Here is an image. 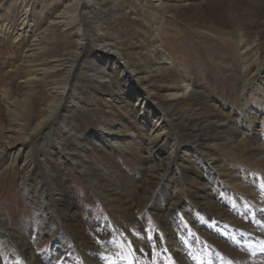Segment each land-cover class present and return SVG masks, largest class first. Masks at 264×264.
Segmentation results:
<instances>
[{"label":"rangeland","instance_id":"obj_1","mask_svg":"<svg viewBox=\"0 0 264 264\" xmlns=\"http://www.w3.org/2000/svg\"><path fill=\"white\" fill-rule=\"evenodd\" d=\"M18 1L22 2L21 8H19V2L17 1L0 0V5L5 7L4 13L2 14L1 11L0 15V28L2 26L5 30L23 28L21 10H29V12L33 10V21L37 24L35 32L39 33L46 27V23L54 16L53 14L58 10H62L67 2V0ZM118 2L120 5L116 10L119 14L113 15L114 10L111 8L113 0H102L99 3L100 7L90 9L82 20L91 21L92 17L99 15L98 19L103 21L101 24V28L104 30L103 38L113 43H116V37L122 38L128 51L136 53L138 63L140 62L143 66L148 64L150 66H153V64L162 65L169 68L170 73L173 75H178L184 78L185 81L192 82L194 87L193 91L187 96L179 95L176 98H171L172 93H180V90L186 84L181 82L171 84L163 81L153 83L151 81V84H149L145 82H148V79L140 81L147 90L159 94V97H155L158 103L163 108L172 109L170 116H175L176 130L174 132L162 130L160 143L151 146L150 136L152 131L149 130V127L152 128L159 122L156 124V116L152 112L142 110L138 97L132 95V90L137 88L138 81H132L130 77H127L121 70L122 65L119 62H116V65L115 63L110 65L105 72L103 71L105 78H101V80L98 78L97 71L92 72L93 67L91 65L89 67L84 66L85 70L88 69L87 72L93 77V83L100 85L103 82H109V86L108 88L94 87L93 84L88 83L85 86L86 88H80L79 93L83 95L82 100H84V103L72 114L74 120H70L69 115H66L65 119L63 118L65 126L62 125V122L57 125L56 128H60V130L55 131V134L63 137L68 142L71 141L73 135L66 130V126H68L67 118L74 130L73 134L75 135L77 132L83 134V137L78 140V152L73 155L81 160V153L88 151L90 162L98 170L97 179L104 182L102 186L103 194L100 191L96 193L91 182H89L88 175L73 168L65 157L62 158L57 155L54 157L56 158L55 163H52L56 169L54 175L55 185L67 192L70 202L73 203L74 215L79 223L76 230L84 235L85 239L83 241L94 242L101 247L106 246L111 240L110 242L116 241V243H108L107 245L119 248L120 241L117 236L122 232V234H129L127 230L130 231L131 236L139 238L140 236H150L149 232H159L160 227H183L188 232L186 238L187 241L189 240L187 242L189 247L193 246L191 241L195 238L200 239L203 244L206 243L204 244L206 251H197V254L203 255L204 261L209 260L210 264H223L220 259H225L227 264L253 263L250 259V253L246 249H243L244 251H241L242 255H239L220 247L218 248L220 254L215 255L211 248H217V244L205 240L202 235L196 232L193 226L195 220L190 215H193L191 212L196 210L194 209L196 202L193 199H202L204 204L212 206L216 205L217 202L220 209L214 206L216 208L215 218L212 217L214 227H227L228 229L230 227V230L238 235L241 233V235L250 236L249 232L259 233L260 236H255L257 239L255 241L256 245L258 240L264 239V165L256 163L248 157L245 150V147H247L250 148L251 153H254L257 145L262 146L264 144V0H161L159 2L157 0H142V3L137 0H132V2L131 0H118ZM158 3H161V5ZM86 26L90 32H95V27L87 23ZM166 27L169 29L170 36H174L180 41L179 45L176 42L172 43L171 54L177 57V63L187 62L189 68L187 74H182L180 70L169 63V60L165 61L163 56L164 59L153 58L157 51L164 53L165 49L168 50L166 43H162L161 47L159 46L156 50L153 45L155 41L150 40L153 30L159 28L161 31ZM219 31L226 32L228 36L229 34L243 35L249 44V47H246L248 53L242 57L235 49L228 47L224 40L223 42L215 40L214 34ZM19 32L23 37L20 42H14V39L8 35H0V144L5 135L15 131L11 124V118L6 111L4 93L7 92V98L10 100L15 101L18 98L16 101L28 104H31V99H33L36 112L43 106L46 95L48 96L44 89L32 94L25 92L21 87L20 83L22 78L26 76V72H24L26 69L19 66L24 60L23 48L27 47L29 42L31 44V38L29 37L32 34H30L31 31L28 28ZM60 33L61 31L58 32V34ZM211 34L212 37L210 38ZM144 36H149V39L140 42L143 41ZM71 41L75 44L74 38H71ZM59 44L63 45L61 42ZM68 46L67 49H69ZM250 51L253 52L250 53ZM145 56H150V60L146 64L143 61ZM243 59L247 60L249 64L250 76L248 81L251 88L249 93L241 95V73L244 70L241 62H243ZM163 62L165 63L161 64ZM202 69H204V73ZM17 74L19 76L16 77ZM108 76L110 77L108 78ZM89 90H92V93ZM78 95H75V100H79ZM91 97H94L93 103L97 105L96 107L91 105ZM70 103L67 105L68 107L74 103L77 105L75 101ZM213 103L232 113L234 118L241 119L239 124L242 130V138L246 140L247 144L241 145L244 148H241L242 151H237V155L233 157L228 155L231 149L229 132L224 128V125L216 123L219 118L216 117V112L209 108ZM135 115L144 120L148 125L147 130L145 126L143 128L135 126L133 123ZM251 116L259 118L255 122V127L250 126L249 117ZM103 122H108L107 128L112 127L118 132H123L127 137L126 145L130 149H125L121 146V143L117 144L112 139L111 143L100 141L95 132L103 131L100 125ZM76 128H79V130L76 131ZM175 133L183 137L182 141L185 142L184 153L180 154L183 161L178 163L184 164L182 167L183 180L188 196L182 198L179 209L167 219L160 215L158 208L169 203L167 198L174 197V190H170V187L173 180L179 179V175L175 169L170 171V168L168 169L170 171L168 177L162 176L160 172L162 167H167V164L170 163V156L176 147ZM44 136L40 143H53V134H49L47 138ZM86 136L94 137L95 141L91 140L92 145L87 144ZM195 138L199 141L197 142L199 149L202 148L207 151L205 155L201 154L199 149L192 150L186 145L190 139L195 140ZM231 140L235 144L242 142V140L239 141L240 138ZM99 143H102L101 147L98 146ZM217 143L221 145L222 150L208 148V146ZM28 144L27 146L33 149L34 145ZM95 146L99 149H96ZM71 147L73 150L72 145ZM187 149L191 150L187 152ZM187 159H190V162L183 163ZM83 161L88 162L84 158ZM211 161L217 163L219 169L217 167L209 168ZM22 163L19 159L18 167L15 168L10 167L8 164L0 165V205L2 211L7 215L6 219L8 218L6 225L16 230L18 235H28V241H34L38 239L36 236L40 234V227H44L46 224V212L41 208L34 192L25 194L22 190L21 178L28 166L27 163ZM220 165H224V169ZM151 171H153V174H159L155 178V182L149 185L144 179L149 176ZM135 181H138V184ZM215 183L218 188H223V186L232 188L231 186L235 184L236 192L232 196H226V189H224L223 192L221 191L222 195L215 196L213 191L217 190L212 189L210 185ZM240 184H243L244 187L239 191L236 186H241ZM147 186L156 189L158 194L152 193L151 199L147 201L143 198L145 204L142 205V190ZM103 197L112 199V204L109 206L111 209L100 202ZM259 208L260 214L256 213ZM228 210L237 213V219L234 218L233 223L231 221L225 222L224 218H219L221 212L224 213ZM126 213L133 215L132 218H130L131 215ZM114 214L118 216L115 221ZM257 214L258 218L255 219ZM196 215L195 217L200 219L201 223L205 222L203 220L204 215L199 211ZM119 223L122 227L121 230L116 228ZM253 227L257 229H253ZM137 230L139 232L142 230V234ZM223 232V235H227L226 231ZM57 238H59V235L56 234V231L44 235V239L40 241V246L36 245L39 253L44 255L55 251L56 246H58ZM223 238L227 239L226 237ZM160 249L155 251V255L160 256L156 260L166 257L171 258L172 253L165 246V243H162ZM165 249H167L166 254L164 253ZM193 249H197L196 245ZM194 250L188 252H194ZM208 253L211 254V257ZM13 254L15 253L13 252ZM0 255L4 258V264L14 261L11 260L14 255L9 256V245L1 238ZM69 255L70 252H62L61 258L50 260L48 264H61L60 261L65 257L72 260ZM152 256L153 252H150L145 262L144 259L134 257L132 254L126 256L121 254L120 257L123 258V264H147L152 260ZM184 256L188 257L189 260L191 259L189 254ZM14 257L15 260H20L19 263L24 262L18 254H15ZM172 263L173 258L170 260V264ZM254 264H264V256L257 258V262Z\"/></svg>","mask_w":264,"mask_h":264},{"label":"bare ground","instance_id":"obj_2","mask_svg":"<svg viewBox=\"0 0 264 264\" xmlns=\"http://www.w3.org/2000/svg\"><path fill=\"white\" fill-rule=\"evenodd\" d=\"M14 1L19 2V8H21L22 2L18 0ZM101 1L102 0H67L64 8L62 10L56 11L53 14L54 16H52L51 19L48 20L49 22L46 23V27L43 28L39 33L35 32L37 24L33 21V10H31L30 12L29 10H21V23L23 25V28L19 30L18 28L16 30H5L3 26L0 28V35H8L12 39H14V42H20V40L23 38L20 34L21 32L19 31H22L25 28H28V30L31 31L30 34H32V36L29 37L31 38V44L29 42L27 47L23 48L24 60L22 59L23 62L19 66L26 69L24 70V72H26V76L22 78V80L20 79V84L22 85L21 87L25 92L33 94L40 92V89H44L46 94H48V96L46 95L45 97L43 106L38 109V112H36L33 99H31V104H28L25 102L16 101L18 98L15 101L10 100L9 98H7V92L4 93L5 99H3L6 105V111L11 118V124L15 131L5 135L0 144V165L8 164L10 167L15 168L18 165L19 159L23 162L22 164L27 163L28 166L26 168V172L22 174L21 187L25 194L31 192L35 193L41 208L46 212V224L44 225V227H40V234L36 236L38 239H35L34 241H28V235H18L16 233V230L11 229L9 225H6L8 218L6 219L7 215L2 211L0 205V216L2 217H0V238L4 239L9 245L10 257L11 255L15 256V254H18L20 259L28 264H48L50 260H58L59 258H61L62 252H70L69 256L72 260H76L77 264H123L122 259L124 258V256L123 258H121V254H125V256L127 254H132L134 257L144 259L145 262L148 254H150V252H153L154 247L157 246L160 248L162 243H165V246L170 249L169 251L172 253V256H169L171 258H160L155 261L154 259H152L150 262H147V264H170V260L172 258V264H210L209 260H203V255H200V253L197 254V251L199 250L206 251L204 247V244L206 243L203 244L200 239L195 238L193 241H191L193 246L189 247V243L187 244L189 240L187 241L186 238L188 232L183 227H160L161 229L159 228V232H149L150 236L145 237L139 235L141 238H135V236H131L130 231L127 230L129 234H122V232L120 235H118L120 241L119 248L110 245H106L102 248L100 247V245L94 242L91 243L88 241H83L85 239L84 235L76 230V227L79 226V223L77 222V219L74 215L73 203H71L72 201L70 202V198L68 197L67 192L61 190L58 185H55L54 175L56 173V169L53 167V164L56 161V158L54 157L58 155L62 158L65 157V159L72 165L73 168L81 171L82 173L85 172L88 175L89 182H91V185L95 189L96 193H99L100 191L103 194L102 186L104 182H101L97 179L98 170L97 167L90 162L88 151L81 153V160H79L77 156L73 155L78 152V140L83 137V134L81 132H77L74 135L72 125L69 123L70 120L73 119L72 114H74L75 110L84 103V100H82L83 95H80L79 89L82 87L86 88L85 86L88 83L93 84L94 87L102 86L108 88L109 86V82H103V84L100 85L93 83V77L90 75V73L87 72L88 69L85 70L84 66L89 67L91 65L93 67L92 72L97 71V75L99 76L98 78L101 80V78H105L103 73L107 70V68L110 65H114V63L116 65V62H119L122 65L121 70L126 74V76L130 77L132 81H138L137 88L132 90V95L138 97V101L142 105V110L152 112L153 115L156 116V124L159 122L157 125H160H155L152 128L149 127V130L152 131L150 136L151 146H153V144L158 145L160 143V141L162 140V130H169L170 132H174V130H176V125L174 124L175 116H170V112L172 111V109L163 108L158 103L155 97H159V94L152 93V91L150 92L149 90H147L145 87H143L140 81H145L148 79V82H145L149 84H151V81L152 83L156 81H163L171 84H177L178 82L186 84L180 90V93H172L170 95L171 98H176L179 95L187 96L193 91L194 84L192 82L185 81L184 78H181L178 75H173L172 73H170L169 68L163 67L159 64H153V66H150L148 64L146 66H143L140 62L138 63V61L136 60V53L133 51H128L127 46L122 41V38L116 37V43L110 42L108 39L103 38L104 30L103 28H101V24L103 21L98 19L99 15L92 17L91 21L82 20V18H84L85 14H87L90 9L96 7L99 8V3ZM137 1H140L142 3V0ZM157 1L159 2L161 0ZM158 4L161 5V3ZM119 5L120 3L118 2V0H113L111 8H113L114 10V16L119 14L118 10H116ZM4 10V5H0V15L1 11L2 14L4 13ZM86 23L90 26L95 27V32H90L86 26ZM60 31L61 33L58 34V32ZM216 33L217 34H214L216 38L215 40H220L222 42L224 40L228 47L233 50L235 49L236 52L242 57H244L248 53L246 47H249V44L247 43L243 35L239 34L238 36H235L229 34L228 36L224 31H219ZM211 37L212 34L210 38ZM71 38L75 39V44L72 43ZM206 38L210 39L209 37ZM146 39H149V36H144L143 41L140 42H145ZM150 40L152 42L155 41L153 45L155 46L156 50L159 46L161 47L162 43H166L168 45V50L165 49L164 53H160L157 51L156 55L153 58L157 59L158 57H164L165 59H163L165 61L169 60V63H171L177 70H180L182 74L188 73L189 68L187 62L177 63V57L171 54L172 43L176 42V44L179 45L180 41L176 37L170 36L168 27L163 28L161 31L159 30V28H155ZM60 42L63 43V45L59 44ZM67 45H69V49H67ZM252 52L253 51H250V53ZM149 60L150 56H145L143 61L146 64V62L148 63ZM164 63L165 62L161 64ZM241 66L244 67V70H241L242 76L240 94L244 95V93H249L251 88L248 81L250 73L247 60L245 61V59H243V62H241ZM203 71L204 69H202V72ZM145 75H147V77H145ZM15 76L17 77L19 75L17 74ZM109 77L110 76H108V78ZM77 91L78 93H76ZM89 91L90 93H92V90ZM76 94H79V100H75ZM72 101L77 102V105H75L74 103L72 106L68 107L67 105L71 104L70 102ZM90 101L92 106H97L93 103L94 97H91ZM209 108L215 111L216 117L218 116L219 118L216 123L222 126L224 125V128L229 132V145L231 146V149L228 152L229 157L237 155V151H242L241 148H244L241 147V145L247 144L246 140L242 138V130L239 124V121L241 119L234 118L232 113L225 111L220 106H216L215 103L211 104ZM204 110H202V112ZM245 113L248 115L247 111H245ZM66 115L70 116V120L67 118L66 121L68 122L66 130L68 133H72L71 135H73L71 141L69 142L63 137H59L58 135L56 136L55 134V131L60 130V128H56L57 125L62 122V125L64 124L65 126V123H63V118L65 119ZM249 120L251 121L250 126L255 127V122H257L259 118L257 116H251L249 117ZM133 123L139 128H143V126H145V129L147 130L148 125L144 122L143 119L138 118V115H135V117L133 118ZM107 124L108 122L101 123L100 125L103 131L95 132L97 133L96 136L100 138V141H103L104 143H111L112 139L117 144L121 143V146H123L125 149H130V147L126 145L127 137L125 136V134L123 132H118L115 129H112V127L107 128ZM169 124L170 126H168ZM75 130L78 131L79 128H76ZM49 134L54 135L53 143H40L42 137L45 135L44 137L47 138ZM174 136L176 137L177 141L175 140L176 147L175 150L172 151V154L170 156V163L167 164V167H162V170L160 172L162 176L168 177L170 171L175 169V171L179 175V179L173 180V183L170 187V190H174V197L167 198L169 203L166 206H161L158 208V212L160 213V215L167 219L170 218V216H173V213L179 209L180 205L182 204V198L188 196V193L185 189V181L183 180L182 167L184 164L178 163L179 161H183V158L180 154L184 153L183 150L185 142L182 141L183 137H181L178 133H175ZM93 138L94 137L86 136L88 145H92V141H95ZM236 138H240L239 141L242 140V142L235 144V142L231 139ZM197 142L199 141H197L196 138L195 140L190 139L188 143H186V145L192 148V150L199 149V144H197ZM27 144L34 145L33 149L27 146ZM71 145L73 146V150L71 149ZM101 145L102 143L98 144L99 147H101ZM99 147L95 146L96 149H99ZM208 148L218 151L222 150L221 145L218 143L208 146ZM190 150L191 149H187V152ZM245 150L247 151L246 154L248 155V157H250L256 163L264 165V144L262 146L257 145L256 151L254 153H251L249 151L250 148L245 147ZM199 151H201L200 153L204 155L207 153V151L203 150L202 148L199 149ZM83 158L88 160V162L83 161ZM211 160L213 161V159ZM189 162L190 159H187V161L183 163ZM217 166V163L212 162L208 167L212 169ZM220 166L221 168H223L224 165ZM169 168L170 171H168ZM217 168L219 169V167ZM158 174L159 173L153 174V171H151L149 173V176L144 179L145 182L149 185L153 184L155 182V178L158 177ZM135 183L138 184V181H135ZM210 185L212 189L214 188V190H217L213 191V194L215 196L222 195L221 191L223 192L224 189H226V196H232L236 192L234 187L235 184L231 186L232 188L228 186L227 188L224 186L223 188H218V185L216 183ZM240 185L241 186H236V189L239 191L244 187L243 184ZM153 189L154 188L150 186L143 188V197H141L142 205L145 204L144 199L146 201L148 199H151L152 193L155 195L158 194L156 189ZM193 200L196 202L194 207V209L196 210H193L191 212L193 215H190L191 218L195 220L193 226L196 229V232L202 235L205 240L217 244V248H211L215 255L220 254L218 252V248L220 247L227 249L229 252L238 253L239 255H242L241 251H244L243 249H246L250 253V259L253 261V263L251 264L257 262V258H260L262 255L264 256V239L258 240L257 245L255 242L257 240L255 236H260L258 235L259 233L257 234L249 232L251 234H249L250 236L241 235V233H239L240 235H238L235 234V232L233 233L230 230V227L229 229L227 227H214V221L212 217L215 218L216 208L220 209L218 203L216 202V205H214L216 208H214V206L210 204H204L202 199ZM100 202L111 209V207H109L112 204V199L110 197H103ZM74 205L76 206V204ZM198 211L202 215H204V219L202 218L205 221L204 223H201L199 221L200 219L195 217ZM256 213L260 214V208ZM126 214L131 215L130 213ZM258 214L256 215L255 219L258 218ZM132 216L133 215H131L130 218H132ZM236 216L237 213H234V211L232 210H228L224 213L221 212L219 218H224L225 222L231 221V223H233L232 221H235L234 218H236ZM113 218L115 221L117 220L118 216L114 214ZM200 225H202V227H200ZM116 228H119L120 230L122 229V227H120V223ZM253 229L257 228L253 227ZM53 231H56V234L59 235V238H57L58 246H56L55 251H51L48 254L41 255L36 245L40 246V241L44 239V235L52 233ZM137 231L139 232V230ZM141 231L139 232L140 234H142ZM144 231L145 230L143 229V232ZM223 231H226L227 235H223ZM223 237H226L227 239ZM195 245L197 247L196 250L193 249ZM189 250H194V252H188ZM13 252L15 254H13ZM142 252L144 253L142 254ZM165 252H167V249L164 250V253ZM187 254L190 255V260L188 259V257L184 256ZM208 254L209 256L211 255L210 253ZM14 256L11 259L14 261H9V263L7 264H19L20 260H15ZM220 262H222L223 264H227V261L225 259H220ZM0 264H4V258L1 255Z\"/></svg>","mask_w":264,"mask_h":264}]
</instances>
